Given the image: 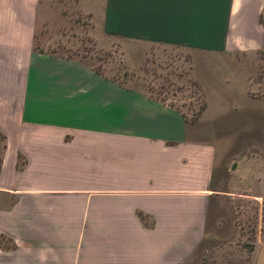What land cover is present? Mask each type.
<instances>
[{"label": "crops", "instance_id": "crops-1", "mask_svg": "<svg viewBox=\"0 0 264 264\" xmlns=\"http://www.w3.org/2000/svg\"><path fill=\"white\" fill-rule=\"evenodd\" d=\"M51 8L49 0H0V230L16 234L25 218L24 234L61 235L57 260L27 237L31 264H122L82 257L66 234L105 232L86 219L131 217L140 207L156 221L141 233L159 237L141 241L137 264H158L154 249H193L210 198L213 148L193 140L174 108L76 59L36 51L37 28ZM73 10L89 16L96 39L188 55L206 86L220 75L218 82L244 89L264 73V0H77ZM48 218L54 229H45ZM252 264H264V235Z\"/></svg>", "mask_w": 264, "mask_h": 264}, {"label": "rangeland", "instance_id": "rangeland-1", "mask_svg": "<svg viewBox=\"0 0 264 264\" xmlns=\"http://www.w3.org/2000/svg\"><path fill=\"white\" fill-rule=\"evenodd\" d=\"M74 1L49 0V19L37 28L34 49L76 59L174 108L188 123L193 140L213 148L210 198L195 246L191 250L154 249L155 262L165 264L177 258V264H252L256 240L264 235V73L252 75L244 89L230 81L218 82L220 75H210L215 80L203 85L193 72V60L180 51L141 48V44L119 39L105 41L99 34L96 39L89 16L77 14ZM4 140L0 131V156ZM24 164L19 155L17 170ZM86 220L105 225L107 231L66 234L67 241L81 247L82 257L97 254L109 262L137 264L141 241L146 245L158 241L156 234L141 233V228L153 231L156 221L141 213L140 207L131 217ZM17 221L16 234L0 230V264L33 263L35 250L25 248L30 237L44 242L48 246L44 252L57 260L61 235H27L23 233L27 219ZM49 221L45 229H54ZM178 238L179 244L187 241L184 234Z\"/></svg>", "mask_w": 264, "mask_h": 264}, {"label": "trees", "instance_id": "trees-1", "mask_svg": "<svg viewBox=\"0 0 264 264\" xmlns=\"http://www.w3.org/2000/svg\"><path fill=\"white\" fill-rule=\"evenodd\" d=\"M3 149H4V145L2 146V151H3ZM1 154H2V152H1ZM0 165H1V156H0Z\"/></svg>", "mask_w": 264, "mask_h": 264}]
</instances>
